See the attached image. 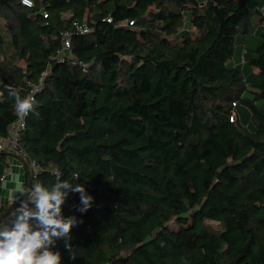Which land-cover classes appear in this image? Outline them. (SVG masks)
I'll use <instances>...</instances> for the list:
<instances>
[{"label": "trees", "instance_id": "1", "mask_svg": "<svg viewBox=\"0 0 264 264\" xmlns=\"http://www.w3.org/2000/svg\"><path fill=\"white\" fill-rule=\"evenodd\" d=\"M33 1L0 0V138L19 118L5 86L40 87L39 117L0 151V190L12 155L26 186H85L89 211L79 193L62 205L83 222L75 260L52 249L61 264H264V39L257 83L232 63L246 0Z\"/></svg>", "mask_w": 264, "mask_h": 264}, {"label": "clouds", "instance_id": "2", "mask_svg": "<svg viewBox=\"0 0 264 264\" xmlns=\"http://www.w3.org/2000/svg\"><path fill=\"white\" fill-rule=\"evenodd\" d=\"M5 90L7 98L14 100L15 112L21 120L30 113L39 117L33 98L22 97L19 88L5 86ZM4 99V93L0 92V102ZM77 178L78 174H74V179ZM17 192L12 204L19 200V206L0 221V264H61V253L52 250L59 240L64 241L70 259L75 260L71 233L83 221L75 215L65 217L62 205L70 192L79 193L80 205L76 210L89 211L94 197L88 194L85 186L62 180L57 174L54 183L45 185L33 179L30 187H20Z\"/></svg>", "mask_w": 264, "mask_h": 264}, {"label": "crops", "instance_id": "3", "mask_svg": "<svg viewBox=\"0 0 264 264\" xmlns=\"http://www.w3.org/2000/svg\"><path fill=\"white\" fill-rule=\"evenodd\" d=\"M246 2L253 10L250 31L247 34L239 33L236 35L232 63L242 67L248 81L257 83L259 71L250 65L249 60L255 55L256 48L263 41L261 34H264V0H246ZM239 112L241 121L248 124L245 110L239 109ZM3 175L5 178L2 180L0 190V215L2 217L12 209L9 205L13 207L16 204H12V201L18 195L17 189L26 186L24 165L18 156L9 157V165Z\"/></svg>", "mask_w": 264, "mask_h": 264}, {"label": "built area", "instance_id": "4", "mask_svg": "<svg viewBox=\"0 0 264 264\" xmlns=\"http://www.w3.org/2000/svg\"><path fill=\"white\" fill-rule=\"evenodd\" d=\"M20 2L25 5V6H33L34 5V1L33 0H20ZM45 16H47V14L45 13ZM77 28L82 31V32H87L90 30L89 26L86 23L83 24H77ZM68 48H70V34L69 33H65L64 35V41H63V50L60 51L58 57H60L61 59L65 58L64 55V51H66ZM40 89L39 86H34L32 93L30 94L29 97L33 98V92H36ZM233 105L235 106V103H233ZM236 118V114L233 112L232 116L230 118V120H235ZM25 127V118L23 120H21L20 118H18V120L16 122H14L11 126H10V130H9V134L7 137H1L0 138V151L1 150H12V151H16L17 150V146H18V139H19V135L21 130ZM30 165L32 168L35 167V163L34 162H30ZM5 175L1 176V180H4ZM31 186V184L29 185V187ZM21 199H23V197H21ZM19 206V200L16 201V204L12 207L15 208ZM12 209H10L6 215L3 217V219L1 221H3L12 211Z\"/></svg>", "mask_w": 264, "mask_h": 264}, {"label": "rangeland", "instance_id": "5", "mask_svg": "<svg viewBox=\"0 0 264 264\" xmlns=\"http://www.w3.org/2000/svg\"><path fill=\"white\" fill-rule=\"evenodd\" d=\"M198 1H199L200 3L205 2V0H198ZM250 89H251V88H250ZM248 94H254V93H253L252 91L249 90ZM263 101H264V100H262V99H258L257 102H258V104H262ZM239 109H243V111L245 110V112H246V116H248L249 125H251V127L254 128V123H253L252 120H251L250 113H249V108H248L246 105L240 103V105H239ZM249 125H247V126H249ZM213 223H214L215 225H217L216 222H213Z\"/></svg>", "mask_w": 264, "mask_h": 264}, {"label": "water", "instance_id": "6", "mask_svg": "<svg viewBox=\"0 0 264 264\" xmlns=\"http://www.w3.org/2000/svg\"><path fill=\"white\" fill-rule=\"evenodd\" d=\"M261 37L264 39V34H261Z\"/></svg>", "mask_w": 264, "mask_h": 264}]
</instances>
